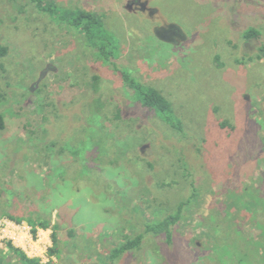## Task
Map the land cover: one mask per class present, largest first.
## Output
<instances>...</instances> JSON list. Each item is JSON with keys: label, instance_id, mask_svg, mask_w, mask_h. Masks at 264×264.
<instances>
[{"label": "rangeland", "instance_id": "obj_1", "mask_svg": "<svg viewBox=\"0 0 264 264\" xmlns=\"http://www.w3.org/2000/svg\"><path fill=\"white\" fill-rule=\"evenodd\" d=\"M82 11L113 63L62 24ZM0 46V264H22L9 242L26 264H264V0H0ZM183 203L172 244L146 233Z\"/></svg>", "mask_w": 264, "mask_h": 264}, {"label": "trees", "instance_id": "obj_2", "mask_svg": "<svg viewBox=\"0 0 264 264\" xmlns=\"http://www.w3.org/2000/svg\"><path fill=\"white\" fill-rule=\"evenodd\" d=\"M38 2L40 9H43V11L56 16L57 9L50 7V5H42L43 1ZM62 19V24L68 25L69 27L78 30L82 34L85 33L88 44L93 47L94 52L99 54L100 57L104 56L107 62L113 63V60L116 58V53L113 51L116 46V40L113 38V35L110 34L107 29H105L104 22L96 14L82 11L76 14H66ZM246 38L248 40L258 38V34L257 32L251 30L250 33L246 35ZM260 52L262 53V50ZM7 54L8 50L0 46V57H5ZM262 54H264V51ZM95 77V79L98 81L99 76ZM124 78H126L127 81V83L125 82L126 85L130 86V98L133 97L134 100L139 103V105L147 108L150 112L158 115L160 118L162 117L164 121L171 123L175 130H178V128L180 129L182 126L181 121L174 119L176 114L171 103L159 90L151 86L144 85L135 78H131V75L129 74L125 75ZM96 91H99L98 87ZM121 115L124 117V108L119 109L118 118H120ZM5 128L6 120L0 113V132L5 130ZM186 204L187 203H183L178 212L170 214L156 223L147 224L146 233L154 234V236L157 237H164V239H167V245L172 244L174 241V229L181 221L182 209L186 206ZM10 219L17 224H20L23 221L21 220L22 218ZM30 225L33 227L31 234L35 240L38 238V228L48 230L52 227L51 222L48 220H39V222L30 221ZM54 229H57V227ZM72 236H74L73 232ZM143 240L144 235L139 234L135 239L127 240L125 245L119 247L118 249H114L111 253V256L115 254L116 258L120 257L125 252L139 247ZM58 241L59 239L57 235L53 234V243L56 245ZM8 246L11 251L15 253V255L19 256L22 264L33 263L35 261L30 259L23 250L15 247L12 242H9ZM53 253L56 254V250H54Z\"/></svg>", "mask_w": 264, "mask_h": 264}, {"label": "flooded vegetation", "instance_id": "obj_3", "mask_svg": "<svg viewBox=\"0 0 264 264\" xmlns=\"http://www.w3.org/2000/svg\"><path fill=\"white\" fill-rule=\"evenodd\" d=\"M250 40H252V39H250ZM250 40H249V41H250Z\"/></svg>", "mask_w": 264, "mask_h": 264}]
</instances>
